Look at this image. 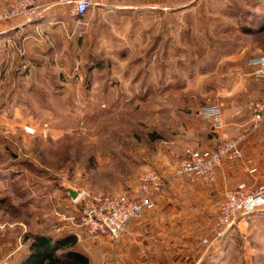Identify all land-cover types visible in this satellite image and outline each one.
Returning a JSON list of instances; mask_svg holds the SVG:
<instances>
[{"label":"rangeland","instance_id":"rangeland-1","mask_svg":"<svg viewBox=\"0 0 264 264\" xmlns=\"http://www.w3.org/2000/svg\"><path fill=\"white\" fill-rule=\"evenodd\" d=\"M102 1L83 15L58 4L29 21L0 22L10 29L0 43V212L26 224V245L50 225L58 237L73 235L72 248L90 264L107 260L112 248L55 215L76 212L71 191L127 194L145 169L165 178L187 148L205 149V135L218 140L200 114L204 106L252 114L264 96L247 63L264 55V0H178L177 15L186 2V23L170 27L154 22L152 7L126 10L118 8L124 0H104L97 11ZM44 15L66 21L44 30L37 23ZM169 47L172 57L164 54ZM211 213L193 233L201 254L192 264H264V207L239 215L217 240Z\"/></svg>","mask_w":264,"mask_h":264},{"label":"crops","instance_id":"crops-1","mask_svg":"<svg viewBox=\"0 0 264 264\" xmlns=\"http://www.w3.org/2000/svg\"><path fill=\"white\" fill-rule=\"evenodd\" d=\"M11 1L13 0H0V8L7 6ZM105 1L97 3V11L102 9ZM177 2L178 0H124L118 8L131 10L138 7H152L156 9L154 22L168 24L170 27L177 21L186 23V16L182 17V13L187 12L186 2L179 7L180 15H177ZM58 4H60L58 0H44V10L47 11ZM131 18L130 16L125 19L127 24ZM65 21L66 18L62 16L44 15V19L37 23L43 22L44 30H47L46 28L50 27L48 25L63 24ZM166 29L169 30L167 34L171 39V29ZM165 34L164 32V36L159 38L157 47L159 51ZM9 37V28L0 30V43H4ZM164 54L167 57L174 55L171 47L167 48ZM224 54L220 55L226 58L218 60L217 66L222 65V62L229 58L227 56L229 52ZM40 58V63H45L44 56ZM222 108L221 126L215 129L218 140L212 143L205 135L200 145L205 149L213 148L219 140L243 134L245 139L242 143V158L234 162H224L221 167H218L215 170L216 179L211 185H205L201 179L193 184L188 183L182 178L173 177L171 171V174L165 177L167 184L158 195L154 207L147 210L141 218L132 219L127 224L115 249L111 247L112 244L108 238L97 240L100 244L112 248L108 259H113V264L196 263L200 257L197 254H201V249L193 244V233L198 230L202 222L206 221V217L211 215V212L215 213L216 218L218 205L224 198L226 188L240 182L248 186L264 182V120L258 126H254L252 114L244 113L239 106H233L232 110H226L223 105ZM252 168H255V171H251ZM26 230L27 227L23 221L7 220L0 212V259H6L8 264H26L24 260L31 244L26 245V242L30 240ZM58 230V227L50 225L36 233L50 236L55 233L58 237L60 232ZM210 235L213 236L212 233ZM195 252L197 254L194 255ZM84 254L89 260V255Z\"/></svg>","mask_w":264,"mask_h":264},{"label":"built area","instance_id":"built-area-1","mask_svg":"<svg viewBox=\"0 0 264 264\" xmlns=\"http://www.w3.org/2000/svg\"><path fill=\"white\" fill-rule=\"evenodd\" d=\"M97 0H58L66 5L73 14L83 15ZM40 0H13L7 6L0 8V22L17 18L29 21L44 10ZM249 71L256 79L264 82V55H258L248 60ZM200 114L209 118L215 128L221 126L222 111L217 105H207ZM254 126L264 120V96L253 104ZM25 130L34 133V127L26 126ZM245 135L225 138L215 147L207 149L187 148L184 156L173 160L171 169L173 177L182 178L188 183L201 179L205 185H211L215 179V170L224 162H234L242 158V143ZM251 171H255L252 168ZM166 179L157 171L145 169L139 175L138 183L132 192L127 194H100L79 189L71 198L75 213L66 217L59 211L55 215L69 220L75 226L81 227L84 234L97 241L108 238L112 245L117 246L127 224L132 219L141 218L144 213L153 208L158 195L164 190ZM264 207V182L248 186L244 182L226 188L224 198L218 205L216 218L211 225L214 240L220 239L225 232L238 220L239 215L253 212ZM211 239V240H212ZM203 238L204 245L211 242ZM0 264H8L6 259H0ZM101 264H113L109 258Z\"/></svg>","mask_w":264,"mask_h":264},{"label":"trees","instance_id":"trees-1","mask_svg":"<svg viewBox=\"0 0 264 264\" xmlns=\"http://www.w3.org/2000/svg\"><path fill=\"white\" fill-rule=\"evenodd\" d=\"M228 50L230 47L219 53ZM74 243L73 235L54 238L38 232L33 236L24 262L26 264H88V257L83 252L72 248Z\"/></svg>","mask_w":264,"mask_h":264},{"label":"water","instance_id":"water-1","mask_svg":"<svg viewBox=\"0 0 264 264\" xmlns=\"http://www.w3.org/2000/svg\"><path fill=\"white\" fill-rule=\"evenodd\" d=\"M76 193H77V191H71V192H70V197H71V198H72V197H75Z\"/></svg>","mask_w":264,"mask_h":264}]
</instances>
